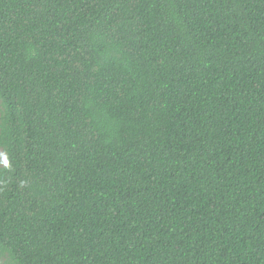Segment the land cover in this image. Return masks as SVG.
<instances>
[{
    "label": "trees",
    "instance_id": "trees-1",
    "mask_svg": "<svg viewBox=\"0 0 264 264\" xmlns=\"http://www.w3.org/2000/svg\"><path fill=\"white\" fill-rule=\"evenodd\" d=\"M0 264H264V0H0Z\"/></svg>",
    "mask_w": 264,
    "mask_h": 264
},
{
    "label": "rangeland",
    "instance_id": "rangeland-1",
    "mask_svg": "<svg viewBox=\"0 0 264 264\" xmlns=\"http://www.w3.org/2000/svg\"><path fill=\"white\" fill-rule=\"evenodd\" d=\"M2 155H3V153H2V150L0 149V161L2 159ZM1 264H3V263H1Z\"/></svg>",
    "mask_w": 264,
    "mask_h": 264
}]
</instances>
